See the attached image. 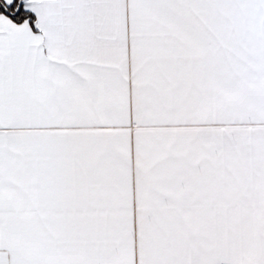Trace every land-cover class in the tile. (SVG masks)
I'll return each instance as SVG.
<instances>
[{"label": "snow or ice", "instance_id": "obj_1", "mask_svg": "<svg viewBox=\"0 0 264 264\" xmlns=\"http://www.w3.org/2000/svg\"><path fill=\"white\" fill-rule=\"evenodd\" d=\"M13 3L0 264H264V0Z\"/></svg>", "mask_w": 264, "mask_h": 264}, {"label": "trees", "instance_id": "obj_2", "mask_svg": "<svg viewBox=\"0 0 264 264\" xmlns=\"http://www.w3.org/2000/svg\"><path fill=\"white\" fill-rule=\"evenodd\" d=\"M0 3H2V0H0ZM0 11H3V8L0 7ZM9 12L11 13V11L9 10ZM21 15H28V16H31V13H22V14H16V15H12L13 18L16 20V21H20V16Z\"/></svg>", "mask_w": 264, "mask_h": 264}, {"label": "crops", "instance_id": "obj_3", "mask_svg": "<svg viewBox=\"0 0 264 264\" xmlns=\"http://www.w3.org/2000/svg\"><path fill=\"white\" fill-rule=\"evenodd\" d=\"M16 2H17V0H14L13 5L10 6V11H11L12 8H15V6H16ZM22 7H23V5L21 4V8H22ZM5 15H10V18L13 19L14 21H16V20L13 18L12 14H11L10 12H6ZM31 15H32V14H31ZM16 22H18V21H16Z\"/></svg>", "mask_w": 264, "mask_h": 264}]
</instances>
